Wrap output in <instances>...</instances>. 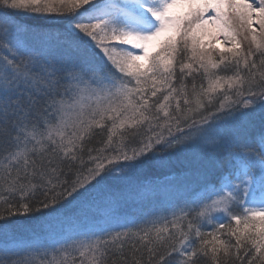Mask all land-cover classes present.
<instances>
[{"label": "snow or ice", "instance_id": "snow-or-ice-1", "mask_svg": "<svg viewBox=\"0 0 264 264\" xmlns=\"http://www.w3.org/2000/svg\"><path fill=\"white\" fill-rule=\"evenodd\" d=\"M193 146L219 162L201 195L131 227L112 197L99 233L12 246L8 221ZM0 222V264H264V0H0Z\"/></svg>", "mask_w": 264, "mask_h": 264}, {"label": "trees", "instance_id": "trees-1", "mask_svg": "<svg viewBox=\"0 0 264 264\" xmlns=\"http://www.w3.org/2000/svg\"><path fill=\"white\" fill-rule=\"evenodd\" d=\"M18 23L32 25L44 31H56L63 28V23L56 17L20 16ZM258 28V26H257ZM259 31V29L257 30ZM240 40V37H237ZM246 50V41L241 40ZM224 50L228 53L232 48ZM233 121L224 119L221 131L224 134L232 128ZM100 137L93 141L96 146ZM219 162L215 157L206 155L198 147L185 148L164 161H157L131 174L127 179L109 180L97 186L82 198L81 206H65L58 210L56 219L50 224L51 217H19L8 221L9 232L15 230L17 241L12 246L33 247L42 244H52L54 241H72L90 237L99 233L100 226H107L105 221L111 222L103 216L100 209L108 205V201L115 197L119 201L122 218L120 223L140 222L142 219L153 218L155 215L172 209L189 197L202 194L205 178ZM117 176L121 173L117 172ZM126 218V219H125ZM19 220L17 224L15 221ZM5 226L0 222V231ZM224 239V236H221ZM135 241H125V250ZM138 243V242H137ZM246 259V258H245ZM143 264V261H142Z\"/></svg>", "mask_w": 264, "mask_h": 264}, {"label": "rangeland", "instance_id": "rangeland-1", "mask_svg": "<svg viewBox=\"0 0 264 264\" xmlns=\"http://www.w3.org/2000/svg\"><path fill=\"white\" fill-rule=\"evenodd\" d=\"M257 30H258V28H257ZM203 43H204L205 47L209 48L210 50L214 48L216 50L224 51V50L229 49L231 47L230 43H224L223 42V36L219 35V34L216 35L215 39H213L211 36L204 37Z\"/></svg>", "mask_w": 264, "mask_h": 264}]
</instances>
